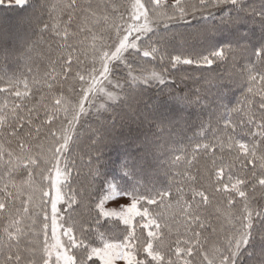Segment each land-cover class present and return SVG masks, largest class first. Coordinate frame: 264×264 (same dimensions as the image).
Masks as SVG:
<instances>
[{
  "label": "snow or ice",
  "instance_id": "snow-or-ice-1",
  "mask_svg": "<svg viewBox=\"0 0 264 264\" xmlns=\"http://www.w3.org/2000/svg\"><path fill=\"white\" fill-rule=\"evenodd\" d=\"M44 47L0 77V264H264V0H0V64Z\"/></svg>",
  "mask_w": 264,
  "mask_h": 264
},
{
  "label": "trees",
  "instance_id": "trees-1",
  "mask_svg": "<svg viewBox=\"0 0 264 264\" xmlns=\"http://www.w3.org/2000/svg\"><path fill=\"white\" fill-rule=\"evenodd\" d=\"M68 0H53V3H57V4H64L67 3ZM78 3L80 4H84L87 2V0H77ZM91 2L93 4H103L105 2H109V0H91ZM121 3H125L126 0H120ZM79 23V19L77 17H74L73 19V24H72V28L73 30H76V25ZM85 35V33H80V38H82ZM170 51H172L170 49ZM180 49L177 47L175 51H173V55L175 54H180ZM46 53H47V49L46 47H44L42 50L41 49H37V52H35L33 54V61H30V65L33 67L34 72L33 73H28L25 69H23V67L21 68H15V67H5L3 64H0V77H4L5 73H7L8 76H11L13 73H16L17 75H19L21 72L24 73V76L29 78V80L31 81V77L33 75H43V73L47 70L48 67V59L46 57ZM54 58V56L52 57ZM81 60H86V57L81 56ZM223 70V68H221V71ZM5 87V83L3 79H0V88ZM30 87L32 88V91L34 93V96H38V91H37V87L35 85H32L30 82ZM20 90H23V85H20ZM39 91H46V89H44L43 87H41L39 89ZM242 96L239 90H236L233 94V96L231 97V105L230 106H235L240 100H241ZM14 99V97L9 96L7 93H3L0 92V104H2L5 100H7L9 103L12 102V100ZM219 116V114H218ZM203 119L207 120V115H204L202 117ZM244 118L242 116V114H231V119L235 122L238 121L240 119ZM193 121H195V123L193 124L192 127L188 128L184 133L183 136L185 137L184 142L188 143L187 138H192V142H213L214 141V137L220 134H223L226 130L223 128V119L222 118H217L214 117L212 119L211 122V129H209L208 131H206L204 133L203 136L200 135L201 133V129L199 128V121L196 120L195 114H193L192 116ZM247 126L245 127L244 131L248 130ZM255 130V129H253ZM241 130L238 128L237 129V134H240ZM13 148H15V144L12 145ZM217 154L219 155V150H217ZM225 159L227 160L230 156V154L226 151L224 153ZM73 159L76 160V164L78 168H82L84 171H86V168H84L82 162L75 156L73 155L72 157ZM207 164V158L206 156L201 153L200 159L197 162V164H195L193 166V172H195V168L196 167H200L201 169L204 168V166ZM185 166L181 165V170H183ZM73 175L75 176V172H73ZM201 175H203V173H201ZM8 178L6 176L2 175V168H0V184L4 183ZM12 179L15 181V183L17 184H21L22 181L27 179L26 173L23 169L19 170L17 173H14L12 176ZM46 183V182H45ZM74 186H75V181L73 182ZM9 190H12L11 188ZM28 195V189L25 187L23 190V194L19 197V199L16 201V207L17 208H21L22 207V202H26V198ZM38 195V194H37ZM257 196L259 198V192L257 193ZM23 206H28L26 203ZM30 207V206H29ZM59 207H63V205H59ZM50 205H48V212L50 213ZM30 213H34V210L30 207ZM21 215H23V213H21ZM96 213L92 212L90 213V217H95ZM36 218V217H34ZM38 221V225L42 222V217L41 218H37ZM4 223L3 219L0 218V226H2ZM30 223V221L25 217L24 219V226L26 227L28 224ZM101 231L104 230L105 227H107L105 221L102 219L101 220ZM29 239L30 237H22L21 238V248H24L26 246L29 245Z\"/></svg>",
  "mask_w": 264,
  "mask_h": 264
},
{
  "label": "rangeland",
  "instance_id": "rangeland-1",
  "mask_svg": "<svg viewBox=\"0 0 264 264\" xmlns=\"http://www.w3.org/2000/svg\"><path fill=\"white\" fill-rule=\"evenodd\" d=\"M112 206V204H111V202H109V204H108V207H111ZM58 207H59V205H58ZM50 214V213H49Z\"/></svg>",
  "mask_w": 264,
  "mask_h": 264
}]
</instances>
